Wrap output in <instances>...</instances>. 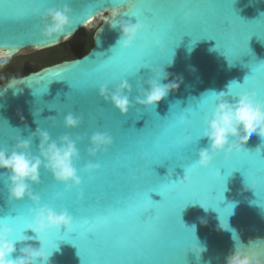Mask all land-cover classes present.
I'll list each match as a JSON object with an SVG mask.
<instances>
[{
  "label": "water",
  "instance_id": "95a60500",
  "mask_svg": "<svg viewBox=\"0 0 264 264\" xmlns=\"http://www.w3.org/2000/svg\"><path fill=\"white\" fill-rule=\"evenodd\" d=\"M15 2L22 8L34 3L33 0ZM49 2L61 7L65 0ZM67 2L76 21L74 28L65 33H70L71 38L105 14L95 33L94 47L82 58L47 66L18 78L26 83L20 86L18 94H14L13 89L3 90L8 82L0 84V93L3 92L0 95V137L11 136L15 141L20 135L29 139L37 127H41L53 140L65 134L73 139L82 138L78 143L81 159L77 164L81 170L82 187L66 193L63 185L41 170L44 185L49 189V195L42 203L57 210L66 207L74 216L73 233L65 234L61 229L60 233L51 236L53 243L59 246L51 264H90L89 245L77 235L84 219L76 215L80 205L79 193L82 192L81 203L87 207L93 200L100 205L106 200L118 204L121 198L147 201L149 193L155 190L165 196L162 200L159 194L150 193L152 200L160 202L156 206L159 212L178 210L182 201L169 199L167 193L173 187L171 181L183 180L186 175L184 167L194 165L199 159V151L208 147L206 138L201 135L197 140V137L204 130V116L210 115L216 106L213 93L227 91L233 82L231 91L260 88V81L264 79V0H165L175 4L198 2L200 8L190 22L184 21L182 12L177 11L179 31L175 36L169 35L168 23L163 16H158L153 26L145 28L140 40L129 50L119 45L121 32L111 23L123 20L136 23L135 17H121V13L131 8L136 0ZM117 4L121 6L114 8ZM241 19L247 23L243 24ZM42 27L41 18L40 23L30 26L25 19L16 22L0 18V48L10 49L14 57L21 51L47 50L69 40L64 37L55 41L46 39L41 35ZM139 62L145 65L133 76L131 68ZM229 64L234 65L230 67ZM160 67L169 73V78L162 80V84L180 79L182 83L154 110L144 109L135 103L139 95L135 82L139 88L146 89L148 81L154 79L150 69ZM112 76L120 79L127 76L132 86L134 107L127 115L121 114L99 95V87L108 83ZM228 99L235 102L232 97ZM82 111H90L89 124L76 130L66 129L64 117L69 112L79 117ZM181 119H186L188 124L181 126ZM96 131L109 133L114 144L91 158L87 149L90 137ZM187 135L193 137L191 144L184 143ZM177 143L184 144L179 154L174 148ZM262 143L264 140L254 134L244 144L241 153L228 159L223 154L216 157L208 170L193 167L190 184L185 182L184 186L177 182L175 191L187 198L202 195L207 184L216 182L219 185L220 182L214 180L218 171L221 176H226L224 198L219 206L210 200L211 193H208L207 200L201 201L202 205L191 203L184 206L180 210L181 220L177 211L172 223L160 224L159 236L154 242L159 264H176L181 259L182 264H226V257L236 245L257 257V264H264V198H260V193L264 192V176L259 174L264 168V145L257 150ZM39 144L37 137L32 143L34 155H38ZM0 146L6 145L0 142ZM88 162L99 164L100 171L84 174L82 170ZM249 165L255 168L256 175L249 176ZM232 168L237 170L227 175ZM2 172L0 170V174ZM253 182L255 189L245 190L246 185ZM33 187L39 194L40 189ZM53 193L63 194L65 199H52ZM34 207L27 197L9 203L5 182L0 181V217H15L16 209L26 212ZM28 243L38 246L34 241ZM195 245L207 249L199 259L193 251ZM16 247L14 259L20 255L22 245L19 241Z\"/></svg>",
  "mask_w": 264,
  "mask_h": 264
},
{
  "label": "clouds",
  "instance_id": "9594fccd",
  "mask_svg": "<svg viewBox=\"0 0 264 264\" xmlns=\"http://www.w3.org/2000/svg\"><path fill=\"white\" fill-rule=\"evenodd\" d=\"M33 2L35 3L36 0ZM73 15V9L67 0L61 7L48 9L41 16L43 24L41 35L54 41L60 37L70 39V33H65L76 25ZM111 25L114 29L119 27L121 40L118 43L125 50L131 49L145 31V25L139 20L136 23L114 21ZM12 58L13 53L10 49L0 48V68L7 65ZM233 65L229 64L230 67ZM150 71L154 79L148 81L146 89L137 88L139 95L135 103L144 109L154 110L170 92L179 89L182 79L162 84V80L169 78V73L161 67L152 68ZM24 84L26 83L22 80L12 78L3 90L13 89L14 94H18L21 91L20 86ZM232 84L227 91L213 93L216 97V106L210 115L204 117L202 134V137L208 141V147L199 151V159L189 168L198 167L208 170L216 157L223 154L228 159L233 154L241 153L244 144L254 134L264 140V95L260 94L259 88L255 92L245 90L235 102H230L228 97ZM99 94L105 102L112 104L123 115H127L134 107L131 99L132 86L126 80L111 89L107 86L100 88ZM0 95H3V92ZM63 123L66 129L76 130L82 126L83 117L69 112L64 117ZM180 124L185 126L188 121L181 119ZM37 137L40 144L38 155H34L32 143ZM81 139L80 136L73 139L72 136L65 134L58 140H53L47 130L37 127L31 138L23 139L18 135L11 147L0 146V170H3L0 181L5 182L9 203L20 202L27 197L35 205L29 210L31 219L26 229L32 235L26 234L22 240L16 239L12 224L4 217H0V264H51L53 255L59 251L58 244L53 243L51 236L60 233L61 229L65 234L73 233V215L66 208L57 210L51 205L43 204L33 186L41 184V170H43L66 190L80 189L83 181L77 164L81 159L78 149ZM185 140L187 144L193 142L191 136H186ZM89 143L87 154L95 158L112 147L114 140L109 133L96 131L91 135ZM261 145L264 143L260 144L257 150ZM82 171L86 175H92L100 171V166L88 162ZM191 179V176L186 174L182 181L190 184ZM255 187L253 182L246 185L245 190H253ZM220 227L224 228L221 225ZM17 241L22 247L19 249L20 255L14 259ZM29 241H34L38 246H32ZM206 250V247L196 245L193 247L198 259ZM257 260L258 258L251 255L244 247L236 245L235 250L226 257V264H257Z\"/></svg>",
  "mask_w": 264,
  "mask_h": 264
},
{
  "label": "snow or ice",
  "instance_id": "6c2138e0",
  "mask_svg": "<svg viewBox=\"0 0 264 264\" xmlns=\"http://www.w3.org/2000/svg\"><path fill=\"white\" fill-rule=\"evenodd\" d=\"M120 6V4H117L113 7L119 8ZM53 7L60 6L50 5L49 0H36L35 3H29L22 8L21 5L15 2V0H3V2L0 3V18L16 22H19L21 19H25L30 26L36 22L40 23L41 16L48 9ZM199 8L200 4L198 2L175 4L165 2V0H136L131 8L121 13V17H135L136 20H139L145 25V28H151L155 23L156 18L158 16H163L168 23L169 35L175 36L179 31L177 11L182 12L184 21L190 22L197 15ZM37 12L39 15H37ZM241 22L243 24L247 23L242 19ZM184 35L180 36L179 42L182 40ZM252 36L249 37L247 43ZM107 60L105 62H107ZM144 65L145 64L143 62L134 64L131 68L132 75L134 76L135 73L138 72ZM125 80L128 82L127 76L124 79H120L118 76H112L109 78L108 83L99 87V90L105 86L111 89ZM135 84L136 88H139V84L136 82ZM92 87H95V85H92ZM256 89V87H253L247 91L255 92ZM259 90L260 94L264 95V79H261L260 81ZM241 93L242 92L233 89L229 97L236 99ZM89 113L90 111L81 112L80 116L83 117L82 125L89 124ZM202 134L203 132L197 137V140ZM187 136L192 137V135ZM0 142L8 147H11L14 143V138L11 136L0 137ZM184 143H186V140ZM174 148L179 154L184 148V144L177 143L174 145ZM180 157L184 159L182 155H180ZM184 170L185 174L190 175L192 178L193 169L184 167ZM235 170H237V168L230 169L227 175L230 176ZM248 174L249 176L257 174L255 168L251 165H249ZM259 174L264 176V168L260 169ZM214 180L219 181V185L216 182L207 184L203 188L202 195L187 198L179 195L175 191V185L177 182L184 185L183 181H171L173 187L169 189L167 196L172 200L179 198L182 201V204L178 210L169 209L166 213L159 212L156 206L159 205L160 202L157 203L150 198V193L155 192L159 194L163 200L165 196L160 191L154 190L150 192L147 201L144 199L133 200L121 198L118 204L106 200L103 205H100L93 200V203L87 207L83 206L81 203L80 195L82 192L79 193L78 201L80 202V205L77 207L76 215L83 216L84 219L81 225V230L77 233V235L83 238L89 245V252L92 257L90 264H159L155 255L154 242L159 236L160 224L165 221L172 223L176 219L177 211L180 219V210L187 204L199 203L202 205L203 203L201 201L207 200L208 193H211L210 200L215 201L219 206V203L223 201L224 198L223 193L225 191L224 182L226 180V176H221L218 171L215 174ZM37 188L40 189L39 195L41 200H43L45 196L49 195V189L45 187L42 177L41 184L38 185ZM65 192L71 193L72 191L65 189ZM213 193H215V195ZM260 198H264V192L260 193ZM52 199L64 200L65 197L63 194L53 193ZM229 206L231 207V205ZM65 208L66 207H62V209ZM30 209L25 212L19 208L16 209L17 215L15 217L10 215L4 216L7 222L11 223L12 226H16L14 230L17 240H22L27 234L26 229L28 223L30 222V219H28V217H30ZM214 209L217 211L216 208ZM176 264H182V259L176 262Z\"/></svg>",
  "mask_w": 264,
  "mask_h": 264
},
{
  "label": "trees",
  "instance_id": "16d2710c",
  "mask_svg": "<svg viewBox=\"0 0 264 264\" xmlns=\"http://www.w3.org/2000/svg\"><path fill=\"white\" fill-rule=\"evenodd\" d=\"M98 28L92 30L82 28L68 41L47 49L49 52L44 57L40 58L37 52L34 53L31 56L33 62L31 66H22L20 63H16V60H11L0 68V84L7 83L12 78L24 77L47 66L82 58L94 47V36Z\"/></svg>",
  "mask_w": 264,
  "mask_h": 264
},
{
  "label": "rangeland",
  "instance_id": "374dc122",
  "mask_svg": "<svg viewBox=\"0 0 264 264\" xmlns=\"http://www.w3.org/2000/svg\"><path fill=\"white\" fill-rule=\"evenodd\" d=\"M105 17V14L98 17L97 19H95L91 25H89L87 27L88 30H92V29H96L98 28L103 19ZM38 53V56L41 58V57H44L48 54L49 50H42V51H38V50H27V51H21L20 53H18L17 55H15L12 60H16V63H20L22 66H31L33 65V62H32V59H31V56L34 54V53Z\"/></svg>",
  "mask_w": 264,
  "mask_h": 264
}]
</instances>
